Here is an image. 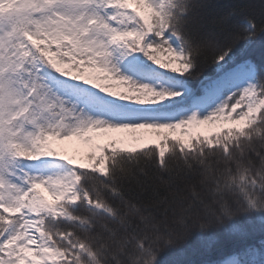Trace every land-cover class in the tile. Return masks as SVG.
<instances>
[{
	"label": "snow or ice",
	"instance_id": "obj_1",
	"mask_svg": "<svg viewBox=\"0 0 264 264\" xmlns=\"http://www.w3.org/2000/svg\"><path fill=\"white\" fill-rule=\"evenodd\" d=\"M202 7L0 0V264H160L196 209L202 232L264 223V64L247 55L264 0L220 30ZM177 207L180 233L158 215Z\"/></svg>",
	"mask_w": 264,
	"mask_h": 264
},
{
	"label": "trees",
	"instance_id": "obj_2",
	"mask_svg": "<svg viewBox=\"0 0 264 264\" xmlns=\"http://www.w3.org/2000/svg\"><path fill=\"white\" fill-rule=\"evenodd\" d=\"M198 2L203 5L200 13L204 21L209 27H216L217 30L231 25L243 24L245 22L244 12L241 9L247 10L249 6L259 4V0H198ZM233 11L234 14L229 17L225 25H214V21ZM259 11L258 7L254 9L257 17H259ZM247 55L257 64H264V41L258 40L248 49ZM211 72V66L203 70L204 75H210ZM189 84L194 89L198 88L200 78L190 79ZM167 179V175H164L163 181ZM157 184H162V181H157ZM192 184H195L199 190L198 175L186 178L181 182L185 194H187V186ZM160 191L163 193L165 189L161 187ZM150 192L149 189L141 193L139 188L133 186L129 197L134 198L139 195L140 199L147 201ZM178 212L179 208L177 207L175 210L169 209L166 215L162 212L158 215L168 228L176 229L180 233L185 229L178 223ZM203 215L202 209L193 211L187 235L180 240L177 246L161 249L157 257L160 264H223V261L229 258L240 259L241 256L248 261V264H253V262L264 259V223L258 216L238 214L234 217V222L241 228V233H233L230 231L232 222L229 221L223 223L213 221L211 227L206 232H202L199 228V221ZM207 219L212 220L213 218L207 217Z\"/></svg>",
	"mask_w": 264,
	"mask_h": 264
},
{
	"label": "rangeland",
	"instance_id": "obj_3",
	"mask_svg": "<svg viewBox=\"0 0 264 264\" xmlns=\"http://www.w3.org/2000/svg\"><path fill=\"white\" fill-rule=\"evenodd\" d=\"M229 259H232V258H229Z\"/></svg>",
	"mask_w": 264,
	"mask_h": 264
}]
</instances>
